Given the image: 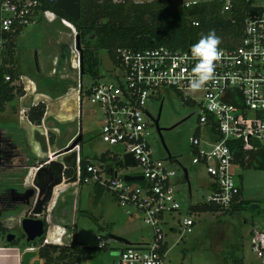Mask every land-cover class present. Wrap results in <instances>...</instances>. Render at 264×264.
I'll use <instances>...</instances> for the list:
<instances>
[{
    "label": "built area",
    "instance_id": "built-area-1",
    "mask_svg": "<svg viewBox=\"0 0 264 264\" xmlns=\"http://www.w3.org/2000/svg\"><path fill=\"white\" fill-rule=\"evenodd\" d=\"M197 1L188 0L183 3L193 4ZM252 5L255 8L243 16L237 41L230 40L227 44H220L224 55L217 63L215 79L198 91L197 103L200 110L197 121L208 127L212 138H189L195 150L191 161L201 163L210 178L208 194L203 201L216 204L220 211L237 199L240 190V184L231 170L233 164L240 165L236 160V150L241 152L242 160L246 161L250 151L264 149V0L261 4L252 2ZM229 6V0H223L221 10ZM55 18L69 29L67 35L71 39L64 44L69 72L75 81V88H72L76 92L77 103L80 104L82 95H85L89 102L96 104L100 110L98 134L101 140L110 145L117 144L121 148L120 152L108 149L104 151L114 158L130 151L138 169L128 173H139L142 176L141 180H125L116 171L107 173L104 169L107 161L98 157L97 163L86 158L84 174L81 175L75 143L68 148L74 150L75 157L70 165L71 173L65 179L74 185L90 180L92 185L108 189L119 205H132L141 213L142 220L151 227L149 240L123 243L117 250V260L112 264H163L164 215L177 212L179 203L173 186L174 168L165 160L152 155L146 139L149 124L155 126V115L149 112L147 103L163 87H171L182 99L194 101L186 93L191 90L189 81L196 63L190 52L192 45L184 48H170L162 44L140 48L116 46V62L110 78H93L82 88L74 25L52 9L43 7L40 0H0L2 81L20 84L23 88V75L20 72L15 78H11L8 72L3 71L14 66L12 62L3 61V57L7 56V46L10 42L14 43L15 36L27 25L39 19L51 22ZM191 23L196 24L197 21L193 19ZM56 59L54 55L50 74L58 72ZM59 73L64 76L67 72ZM27 108L28 106H21L19 111L24 112ZM76 131L67 144L76 136ZM200 141L202 146L199 145ZM172 157L173 155H166L168 159H173ZM63 167L67 165L64 164ZM45 207L47 211L44 220L48 222V204ZM193 222L189 213L180 219V224L186 231L190 230ZM59 225L63 227L61 235L47 240L45 227L39 244H69L73 237L72 225ZM175 229L176 227L173 230ZM249 235L250 249L258 264H264V230L252 228ZM93 239L97 248H102L107 243L106 237L99 232L93 235ZM34 247L36 245L29 243L19 249V254L22 249Z\"/></svg>",
    "mask_w": 264,
    "mask_h": 264
},
{
    "label": "rangeland",
    "instance_id": "rangeland-1",
    "mask_svg": "<svg viewBox=\"0 0 264 264\" xmlns=\"http://www.w3.org/2000/svg\"><path fill=\"white\" fill-rule=\"evenodd\" d=\"M170 1L180 3L188 0ZM252 2L261 4L263 0H252ZM40 20L42 21H36L24 27L14 38V58L18 64V69L24 73H39L38 79L45 86L46 84H51L52 86L55 79L61 90L70 86L75 88V81L69 72L66 51L60 50L61 45L55 47V50L60 55H64L59 57V63L63 65V71L67 72L68 77H64L61 80L56 79L54 74L48 73L49 64L47 60L43 59L46 58L43 55L45 52L53 50L49 42L50 37L58 35V29L61 30L62 28L67 33L69 29L62 26L58 18H55L50 24H47L43 19ZM87 38L92 40L94 38L93 32H89ZM70 39V35L62 36V41L65 44ZM87 49L89 52L86 51V55L95 56L98 61L95 66L97 75L94 76L89 72H82L80 77L82 88L87 86L93 78L100 80L109 79L110 73L114 69V63L105 49H94L91 46V42ZM27 88L30 96L41 93L35 87ZM186 93L194 101L182 99L180 94L171 87H163L147 103V108L153 115H156L157 107L160 103L157 119L159 126L170 125L177 121L170 128L161 130L164 145L169 154L173 155V159L166 158V151L153 124H149L146 136L152 155L165 160L175 170L173 186L179 209L170 215H164L166 222L162 225L163 239L165 240L163 264H224L223 256L226 255L232 246L239 247L242 264H258V260L249 246V231L251 228L264 230V163L260 166L254 164L248 166L233 164L231 166L233 175L240 184L239 197L247 201L244 207L232 210L227 208L224 211L187 212L189 204L205 200L208 194V188L205 184L208 176L201 163L191 161L192 156L195 155V150L189 138L194 135L199 139H210L212 136L208 127L197 121V114L200 110L197 103L198 91L187 90ZM17 96L15 94L11 100L3 102L4 111L0 112V142L2 137L10 138L12 136L4 130L15 128L18 124L17 116L11 112H14L17 108L15 102ZM37 96L47 99L48 110L46 116H53L45 117L40 120L39 126H34L35 130L40 128L45 131L46 140L49 136V131L55 134L59 133V128L56 125H50L53 124L55 119L58 122H64L61 126L62 128H60V133L57 135L60 147L67 140L68 136L65 138V135L68 132L73 131L75 128L77 133L80 128L81 156L97 163V156L105 149L121 151L119 145H110L101 140L98 134L101 123L100 110L96 104L89 102L85 95H82L81 98L80 118L78 117L79 106L76 100V92L70 93V99L63 93L55 98L46 94ZM38 98L40 97H34V100ZM68 109L71 114L75 113L76 121H73L71 117L66 118L63 116V112ZM78 122L80 126H78ZM27 132L30 135L31 131L27 129ZM64 132L65 135H63ZM13 135L16 137V141H12V143L19 144L18 150L27 154L26 143L22 140L23 134L16 132ZM29 142L35 154L41 156L35 164L33 162L35 157L32 156V160L30 158L29 160L27 159V161H30L29 167L20 168L16 172L10 171L11 169L7 170L0 165V201H2L3 197L11 195V193L14 197L15 195L19 196V198L13 200H11V197H6L11 204H7L9 205L7 207H0V220L6 222L16 232L17 237L15 239L19 249L20 245L17 238L22 232L20 228L21 218L28 215L37 217L45 215L47 211L45 206L49 198L54 197L58 188L66 186L65 182L67 180L64 178L67 173L62 171L63 167L61 168V164L67 162L69 155L72 158L74 154V150L68 153L66 151L68 149L62 148L60 152H64L55 157L52 152L57 150V141L49 143L50 146L47 150L44 149L45 151L41 150L33 138L29 137ZM199 145H203L201 141ZM182 167L186 170L187 178L183 175ZM137 169L138 167L135 165H126L116 168V172L123 174L125 172H135ZM24 175L25 177L23 178ZM20 182L30 188V193L26 197H24V194H26L24 193L25 187ZM67 184L70 185V183ZM8 192L10 194H7ZM76 192V195H72L69 189L65 194L64 201L59 202L56 208V213L64 216L67 222L73 225L74 237L71 238L70 245L67 246L75 255L76 264L114 263L118 258L117 250L124 244L111 238L110 234L123 236L131 242L150 239L151 227L142 220L141 213L132 205H119L108 189L103 188L100 194L95 196L92 182L87 180L76 185ZM32 194L33 197L31 196ZM0 205H3V203H0ZM52 205L53 202L50 201L48 203L49 211ZM187 213L194 220L189 231L182 228L180 224V219ZM48 220L50 228L48 225L46 239L52 240L53 236L63 233V227L53 222L50 214H48ZM9 224H13V226L11 227ZM169 224H174L176 230H170L168 228ZM97 232L102 233L107 240V243L102 248H97L94 245L93 235ZM32 244L36 245L33 248L35 254L29 258V264H39L40 259L36 255L39 241L32 242ZM62 245L57 244V246ZM53 253L55 254V251Z\"/></svg>",
    "mask_w": 264,
    "mask_h": 264
},
{
    "label": "trees",
    "instance_id": "trees-1",
    "mask_svg": "<svg viewBox=\"0 0 264 264\" xmlns=\"http://www.w3.org/2000/svg\"><path fill=\"white\" fill-rule=\"evenodd\" d=\"M40 1L43 7L52 9L57 15L64 16L74 25L82 51V72H89L94 76L97 75L95 66L98 61L95 56L86 55L90 42L94 49H105L114 64L116 46L140 48L162 44L170 48H184L196 43L202 33L207 34L210 30H215L216 35L221 38V44H227L230 40L237 41L244 14L255 8L252 0H229L230 6L223 10H221L223 0H198L193 4L174 3L170 0H79V15L73 18L53 3L46 0ZM193 19L197 21L196 24L191 23ZM89 32L94 34L92 40L87 38ZM13 45L14 43L10 42L7 46V56L3 57V61L12 62ZM3 71L8 72L11 78H15L19 73L15 66L7 67ZM22 93L20 84H9L8 81H2L0 77V111L3 109L4 101L11 100L15 94ZM43 111L44 103L38 100L28 106L25 115L29 121L37 124L41 120ZM76 143L80 146L78 140ZM235 156L241 166L252 164L260 166L264 163V149L250 151L246 161L242 160V154L238 150ZM97 157L106 161L114 158L108 156L107 151L100 152ZM78 160L80 174L83 175L86 158L79 155ZM70 171L63 169L67 175ZM93 188L95 196L103 189L96 185H93ZM239 194L240 190L237 199L227 208L232 210L246 205L247 201L240 198ZM205 210H219V207L206 201L187 206V211ZM45 227L46 223L43 220V232ZM5 230L6 227L0 223L1 239ZM42 237L43 235L39 236L33 242H40ZM4 243L17 245L16 239L4 241ZM238 248V246H232L227 251L223 256L224 264H242ZM36 255L40 259L39 264H76L75 255L67 245L39 244Z\"/></svg>",
    "mask_w": 264,
    "mask_h": 264
},
{
    "label": "crops",
    "instance_id": "crops-1",
    "mask_svg": "<svg viewBox=\"0 0 264 264\" xmlns=\"http://www.w3.org/2000/svg\"><path fill=\"white\" fill-rule=\"evenodd\" d=\"M134 1H139V0H134ZM41 21L42 20L39 19L37 22H41ZM43 21H45V20H43ZM45 22L47 24H50L52 21L51 22L45 21ZM61 25L65 26L63 24H61ZM57 34L58 35H55V37H53V36L50 37V41L49 42H50V45L52 46L53 50L51 52H45V54H43V55H45L46 58H43V59L47 60V62L49 64V68H48L47 71H48V73H50L51 72L50 69L53 66L52 57L54 55H56V57H57L56 62L57 63H56L55 66L57 67L58 72H57V74H54V75L56 76L55 77L56 79L61 80L62 78L68 77V76L66 75L67 73L64 76H62L59 73V72L63 71V67H62L63 65H61L59 63V57L63 56V55H60L58 53V51L55 50V47H57L59 44H61L63 42L62 41V36L63 35L67 36V31H64L61 28V30L58 29ZM12 55H13L12 63L18 69V64L16 62V59L14 58V46H13ZM18 70L23 75V81H22L23 93L25 94L26 92H28V88L27 87H29L30 89L32 87H35V89L37 91L41 92V93L33 94L32 96H30V95L24 96L23 93H22V94H20V95H18L16 97V101L15 102H16V107L17 108H16V110L14 112L13 111H11V112H12V114H15L17 116L18 124H17V126L15 128H9V129H5L4 130L8 134L12 135L10 138H7V137H2L1 138L2 141L0 142V165L2 167L6 168L7 170L11 169L10 171H15V172L19 171L20 168L29 167V162L30 161H27V159L29 160V158H30L32 160L33 159L32 156H34L35 159H37V160L41 157V156H37L35 154V151L32 149V146H31V144L29 142V137L33 138L34 141L40 146L41 150H43V151H44V149L47 150V148H49V146H50L49 143H51L53 141H57V144H58L57 150L52 152L55 155V157H56L57 155H61L60 153L64 152V151L60 152V150L62 148H65L66 144L69 142V139H70L71 135L75 132V128H74L73 131L68 132L66 135H65V132H64L63 135H65V138L67 136L68 137H67V140L60 147L59 146V139L57 138V135L60 133V128H62L61 126L63 125L64 122H58L57 120H55L53 118L54 122H53V124H50V125H56L59 128V133L55 134V133L49 131V136H48V138L46 140L45 136H44L45 131L41 130L40 128H37V130H35V128H34V126H37V125H40V124L39 123H37V124L36 123H32L31 121H29L27 119V117L25 115V111L24 112H20L19 111L21 106H29L30 104H33L36 101L40 100V101H42L44 103V111H43V115L41 117V120H43L45 117H53L52 115L51 116H46L47 110H48L47 99L42 97V96H37V95L46 94L48 96H53V98H55L59 94L63 93L67 98H69L70 93L71 92L73 93V91L75 92L74 88H72V86H70V87H67V88L61 90V89H59L58 84H57V82H56V80L54 78L53 79H54L55 82L53 83L52 86H51V84H46V86H45V85H43V83H40V81L38 79L39 76H40L39 73L35 72L33 74H30V73H24L20 69H18ZM44 87H46V89H44ZM34 97H40V98L34 100ZM77 104L79 106V116L78 117L80 118V114H81L80 106H81V104H79V102ZM2 111H4V109H2L0 112H2ZM45 112H46V114H45ZM74 115H75V113L71 114L69 112V109L65 110L63 112V116H65L66 118L67 117L68 118L71 117L73 121H76V119H75L76 115L75 116ZM78 126H80V123L78 124ZM27 129L31 131L30 135L28 134ZM16 132L23 134L22 135L23 136L22 140L24 141V143H26L25 148H26L27 154L21 153V151L18 150V148L20 147V146H18L19 144L12 143V141H16V137L13 135ZM77 135H78V138H79L78 142L80 144V141H81L80 128H79V132H78ZM60 143H61V141H60ZM77 147L78 148L76 150V154H78V156H79V155H81L80 154V146L77 144ZM66 151H68V153H71L73 150L68 149ZM74 157H75V152H74L72 158H74ZM72 158H71V155H69L67 162L61 164V168L63 167L64 164H66L67 167H63V169L65 168L67 170H71L70 165H72ZM33 162L35 164L37 161L33 159ZM63 169H62V171H63ZM70 173H71V171H70ZM70 173H68V175L66 174L65 177L69 176ZM24 177H25V175L23 176V178ZM67 183L68 182H65L66 186H62L60 189L58 188V190L54 194V197L53 198H49V200L47 201V204L50 201L53 202L52 208L49 211V214L51 215L52 221L55 222V223H58V224L65 225V226L68 227L70 225V223L67 222L65 217L62 216L61 214H57L56 213V208L58 207L59 202H63L64 201L65 194L67 193V191L69 189H70V193H72V195H76V193H77L76 192V185H74L73 183H71L69 185ZM205 184H206V187L209 188V185H210V178L209 177H208V179H207ZM47 220H48V216H47ZM45 223H46V229L48 228V225H49V228H50L49 220H48V222L45 221ZM168 228L170 230L174 231L173 230L175 228L174 224L168 225ZM71 231L73 233L72 236L74 237L73 225H72ZM135 242H138V241H135ZM0 264H20V254H19L18 245H12V244L4 243V240L1 239V237H0Z\"/></svg>",
    "mask_w": 264,
    "mask_h": 264
},
{
    "label": "water",
    "instance_id": "water-1",
    "mask_svg": "<svg viewBox=\"0 0 264 264\" xmlns=\"http://www.w3.org/2000/svg\"><path fill=\"white\" fill-rule=\"evenodd\" d=\"M48 2L53 3L56 7L67 13L69 16L73 18H77L79 15V0H46ZM75 46L79 50V72L82 73V64H81V48L79 46V38L78 34H75ZM159 110H160V103L157 107V111L159 115ZM179 121V120H178ZM176 122H174L171 125H174ZM154 124L156 128H159L157 125V117L155 116L154 118ZM78 135L75 136L69 144L65 146L66 149L70 148L73 146L77 140H78ZM164 146V145H163ZM165 147V146H164ZM166 154L169 156V152L167 149H165ZM135 161L133 158V155L130 151L123 152L120 156L116 158H111L104 164V169L105 172L107 173H112L116 171V168L121 167V166H126V165H134ZM183 175L185 178H187L186 170L185 168L182 167ZM122 177L125 180H141L142 176L139 173H128L125 172L122 174ZM188 184V181H187ZM20 228L21 231L24 234V238L21 242H19V245L23 248L27 246L29 243H32L35 241L39 236H42L44 234L43 232V220L41 217H22L20 220ZM14 237V234L12 232H6L4 234V239L5 241H9ZM110 237L116 240H119L123 243H131L128 239H126L123 236L119 235H114L110 234ZM35 254V250L33 249H22L20 253V264H29V258Z\"/></svg>",
    "mask_w": 264,
    "mask_h": 264
},
{
    "label": "clouds",
    "instance_id": "clouds-1",
    "mask_svg": "<svg viewBox=\"0 0 264 264\" xmlns=\"http://www.w3.org/2000/svg\"><path fill=\"white\" fill-rule=\"evenodd\" d=\"M221 42L215 30H210L207 34L202 33L198 41L191 46V56L196 61L189 81L193 92L203 89L208 82L215 79L217 63L224 55L219 47Z\"/></svg>",
    "mask_w": 264,
    "mask_h": 264
},
{
    "label": "flooded vegetation",
    "instance_id": "flooded-vegetation-1",
    "mask_svg": "<svg viewBox=\"0 0 264 264\" xmlns=\"http://www.w3.org/2000/svg\"><path fill=\"white\" fill-rule=\"evenodd\" d=\"M59 45H61V51H63V50H65V44H64V42H62L61 44H59ZM158 114V111H156V117H157V119H158V116L159 115H157ZM173 124V123H172ZM158 125V124H157ZM159 126V125H158ZM171 126H173V125H160L159 126V128H156L155 127V130H156V132H157V135H158V137H159V139H160V142L162 143V145H164V142H163V140H162V134H161V130L162 129H168V128H170ZM165 146V145H164ZM164 149H167L166 147H164ZM36 161H37V159H35ZM22 180H23V178H22ZM21 184H22V182H20ZM23 185V184H22ZM25 188V190H24V193H26V194H24V197H26V195H28L29 193H30V188H28L27 186H25V185H23ZM7 194H10V192H8ZM11 195H12V193H11ZM7 195V196H5V197H3V199L5 200H3L2 199V201H0V203H3V205H0V207L1 206H3V207H7V206H9V205H7V204H11L10 202H9V200L8 199H6V197H11L12 199L11 200H13V199H15V198H19V196H16L15 195V197L12 195ZM32 197H33V194L31 195ZM24 217V216H23ZM26 217H36V216H32V215H28V216H26ZM41 218H42V220H44V215L43 216H41ZM45 221V220H44ZM0 223L2 224V225H4L5 227H6V230L4 231V234L6 233V232H12L13 234H14V237L12 238V239H15L17 236H16V232H14L11 228H10V226H8V224L6 223V222H3V220H0ZM9 225H11V224H9ZM13 226V224L11 225V227ZM22 233V234H21ZM4 234H3V238H4ZM23 238H24V234H23V232H20V234H19V237L17 238V241H19V242H21L22 240H23ZM11 240V239H10ZM4 241H5V239H4ZM53 244V243H52ZM60 245H62V244H60ZM64 245H70V243L69 244H64Z\"/></svg>",
    "mask_w": 264,
    "mask_h": 264
},
{
    "label": "bare ground",
    "instance_id": "bare-ground-1",
    "mask_svg": "<svg viewBox=\"0 0 264 264\" xmlns=\"http://www.w3.org/2000/svg\"><path fill=\"white\" fill-rule=\"evenodd\" d=\"M29 95V91L28 92H26L25 94H24V96H28ZM45 114H46V112H45ZM37 126H39V125H37ZM48 149V148H47ZM45 151V150H44Z\"/></svg>",
    "mask_w": 264,
    "mask_h": 264
}]
</instances>
